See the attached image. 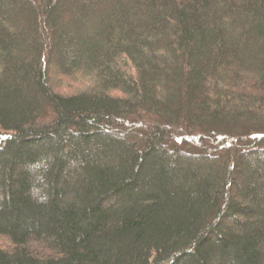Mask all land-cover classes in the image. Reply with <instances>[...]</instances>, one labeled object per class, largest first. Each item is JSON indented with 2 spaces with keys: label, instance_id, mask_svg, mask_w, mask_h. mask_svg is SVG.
<instances>
[{
  "label": "trees",
  "instance_id": "16d2710c",
  "mask_svg": "<svg viewBox=\"0 0 264 264\" xmlns=\"http://www.w3.org/2000/svg\"><path fill=\"white\" fill-rule=\"evenodd\" d=\"M0 264H264V0H0Z\"/></svg>",
  "mask_w": 264,
  "mask_h": 264
}]
</instances>
